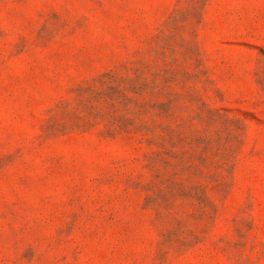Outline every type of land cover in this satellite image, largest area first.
I'll use <instances>...</instances> for the list:
<instances>
[{
    "label": "rangeland",
    "instance_id": "rangeland-1",
    "mask_svg": "<svg viewBox=\"0 0 264 264\" xmlns=\"http://www.w3.org/2000/svg\"><path fill=\"white\" fill-rule=\"evenodd\" d=\"M0 264H264V0H0Z\"/></svg>",
    "mask_w": 264,
    "mask_h": 264
}]
</instances>
